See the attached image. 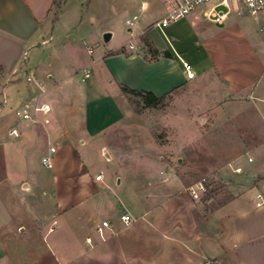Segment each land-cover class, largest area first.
<instances>
[{
    "label": "crops",
    "instance_id": "crops-1",
    "mask_svg": "<svg viewBox=\"0 0 264 264\" xmlns=\"http://www.w3.org/2000/svg\"><path fill=\"white\" fill-rule=\"evenodd\" d=\"M54 1L0 0V106L8 89L7 101L15 113L19 105L42 102L50 106V112L35 124L15 114L4 127L0 119V264H21L22 260L67 264L73 253L85 248L89 232L83 227L88 210L108 219L106 233L124 227L119 219L122 213L140 217L142 226L148 227L153 213L149 197L154 195L158 207L176 199V221L166 222L170 230H164L176 236V264H264V202L257 198L259 194L263 197L264 174L261 182L254 176L264 171V151L255 169L246 174H242V154L220 158L216 168L208 161L204 168L210 177L207 192L193 199L187 188L195 182L187 180L197 171L188 168L186 175L179 173V157L176 169L167 157L159 155L156 160L145 151L157 147L155 141L147 142L148 137L144 143L132 144L134 139L141 142L145 128L136 123L140 114L128 90L164 99L193 80L207 78L208 90L215 91L220 100L237 101L243 97L247 76L264 72V55L235 45L225 32L237 16L228 15L222 24L194 14L185 19L191 41L210 60L202 69L184 60L177 45L156 28L146 31L151 48L158 53L155 59H149L146 49L133 51V34L112 49L99 46L97 35L94 42L81 38L84 48L77 46L76 60L67 63L58 56L60 44H51L54 38L50 40L48 34L49 25H58L66 10L54 19ZM112 39L113 34L108 43ZM183 62L190 66L192 77H187ZM86 72L89 76L84 78ZM76 77L86 85L75 88ZM136 97L147 106L143 97ZM12 129L19 135L12 136ZM187 138L188 142L198 139ZM222 146L241 148L240 143L225 146L223 142ZM43 156L50 159V168L41 164ZM135 162L141 168L131 173L127 165ZM92 165L118 169V182L105 177L102 170L91 172ZM38 166L51 170L50 175L38 173ZM133 176L144 181L139 190ZM115 193H128L132 201L110 199ZM163 195L171 198L161 202ZM36 236L42 245L47 239L49 246L41 248H45L43 256L37 254Z\"/></svg>",
    "mask_w": 264,
    "mask_h": 264
},
{
    "label": "rangeland",
    "instance_id": "rangeland-1",
    "mask_svg": "<svg viewBox=\"0 0 264 264\" xmlns=\"http://www.w3.org/2000/svg\"><path fill=\"white\" fill-rule=\"evenodd\" d=\"M164 7L165 0H56L52 9L54 19L59 16L63 8L66 10L58 25L53 24V29L51 24L49 25L48 34L51 36L50 40L54 38L51 44H60L58 56L61 55L67 63L76 60L78 47L84 48L80 40L84 37L85 40H89L98 35L99 46L112 49L133 34L132 49L137 52L146 48L145 42L151 44L146 38V31L153 29L154 23L164 17ZM186 18L170 22L160 33L163 35L164 32L166 38L175 43V46L177 45L176 50L183 55L178 54L190 62L193 68L202 69L201 66L206 65L210 60L202 48L191 41L189 23L185 22ZM214 27L221 26L214 25ZM87 30L88 33L84 34ZM99 31L103 32L95 34ZM104 32L113 34L110 43H104L102 38ZM225 32L235 45L251 47L260 54L259 56L264 55V12L254 16L242 12L240 16H237V22ZM184 54L187 55L184 57ZM151 58L152 56L149 55V59ZM263 59L264 57L262 62ZM75 71L79 72V67ZM76 78L78 80L74 82L75 88L86 85L80 82L78 77ZM92 80L91 77L89 82ZM207 84V78L193 80L190 84L166 96L157 108H154L155 110L151 108L146 110L148 107L144 105L142 99L136 96L130 97L133 108L140 114L136 123L145 128L141 142L134 139L132 144L144 143L147 137L149 138L147 142L155 141L157 147L154 146V148L151 147L152 150L145 149V151L153 153L156 160L159 155L167 157L175 169L176 158L179 157L181 164L177 165V171L185 173L184 175L187 174L185 171L188 168L197 171L196 174L188 175L189 179L186 180L190 183L204 180L205 186L210 181L208 173H204L208 161L211 160L213 168H216L219 166L220 158L226 160V158L235 157L236 154H242L241 167L244 174L255 169L260 153L264 151V72L260 76H247V87L241 91L243 96L241 100L237 99V101L220 100L215 91L208 90ZM8 95L9 89L5 92V101L0 106V119L2 118L4 127L10 125L11 118L15 115V110H12L13 107L7 101ZM19 106L16 108L21 110L22 106ZM222 109L225 110L223 112L225 116L221 113ZM184 133L186 138L182 139L185 137ZM189 135L194 139L198 137L196 142H188ZM223 142L225 146L229 143H240L241 148L224 147ZM252 161L255 163H251ZM127 167L130 168L129 172L133 173L134 170L141 168V163L135 162ZM37 169L38 173L50 175L51 170L45 167L38 166ZM98 170H102L105 177H110L114 183L121 176L118 169L113 171L108 165L90 167L93 173ZM263 174L264 171L261 170V172H255L254 176L261 182ZM131 179L136 190H139L144 181L134 176ZM120 188L115 187L116 190ZM261 194L264 197V191ZM127 196H129L128 193L126 195L115 193L110 199L122 198L121 201L131 202V196L130 198ZM149 198L153 213L149 217L148 227L142 226L140 217H135L132 225L128 227L119 225L114 230V234L107 232L103 238L92 228L106 218L101 217V212L93 215V212L88 210L86 214L89 213V217L83 228L85 232H89L90 242L84 244L85 248L81 253H73L74 258L67 264H176V236L165 233L170 230H167L166 222L171 224L176 221V199L174 202L166 201L167 203L160 204L158 207L157 196ZM160 198L162 202L163 199L167 200L171 197L163 195ZM46 221H49V217ZM38 238L36 236L37 254L43 256L45 248H41L49 245L47 239H44L43 246ZM48 240L49 243L52 242L50 237ZM21 264H27V261L22 260ZM38 264H55V262L41 261Z\"/></svg>",
    "mask_w": 264,
    "mask_h": 264
},
{
    "label": "built area",
    "instance_id": "built-area-1",
    "mask_svg": "<svg viewBox=\"0 0 264 264\" xmlns=\"http://www.w3.org/2000/svg\"><path fill=\"white\" fill-rule=\"evenodd\" d=\"M165 15L154 23V28L163 31V28L168 26L170 22L176 21L190 15H201L203 18L212 21L216 24H222L226 17L230 14L240 16L242 12H246L254 16L260 12H264V0H165ZM187 77H192L190 66L182 63ZM89 73L84 74L87 78ZM28 77L27 80H31ZM50 112V106L46 103L35 102L24 105L21 110L15 114L18 118L26 120L31 124L38 123L41 116L47 115ZM47 122V120H44ZM12 136H18L19 132L16 129L11 130ZM55 148H50V152H54ZM41 164L50 168L52 166L50 159L47 156L41 158ZM101 173L95 179L101 178ZM191 198L199 199L207 191L204 180L197 182L187 188ZM257 198L264 202V198L259 194ZM120 222L124 227H128L135 222V219L127 213H122L119 216ZM110 228V223L107 220H102L96 227L95 232L103 238L106 230ZM86 242H90V238H86Z\"/></svg>",
    "mask_w": 264,
    "mask_h": 264
},
{
    "label": "trees",
    "instance_id": "trees-1",
    "mask_svg": "<svg viewBox=\"0 0 264 264\" xmlns=\"http://www.w3.org/2000/svg\"><path fill=\"white\" fill-rule=\"evenodd\" d=\"M55 4V1H54ZM145 49L148 51V53L155 59L158 56V53L156 50L152 49L151 50V46L145 42ZM162 55L164 57H170L168 52H163ZM125 89V88H123ZM126 90V89H125ZM128 93L134 95V96H140L143 97L144 102L147 106H152V107H156L158 104H160V102L162 101L163 97L161 98H156L154 97L151 93L149 92H136V91H132V90H128Z\"/></svg>",
    "mask_w": 264,
    "mask_h": 264
},
{
    "label": "water",
    "instance_id": "water-1",
    "mask_svg": "<svg viewBox=\"0 0 264 264\" xmlns=\"http://www.w3.org/2000/svg\"><path fill=\"white\" fill-rule=\"evenodd\" d=\"M102 38H103L104 43H108L111 39V34L109 32H105L103 33ZM104 155L107 156L106 153H104Z\"/></svg>",
    "mask_w": 264,
    "mask_h": 264
}]
</instances>
